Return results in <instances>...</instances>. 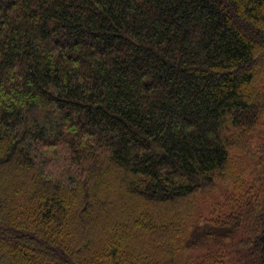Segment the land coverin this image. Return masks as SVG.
I'll return each mask as SVG.
<instances>
[{
  "label": "trees",
  "instance_id": "obj_1",
  "mask_svg": "<svg viewBox=\"0 0 264 264\" xmlns=\"http://www.w3.org/2000/svg\"><path fill=\"white\" fill-rule=\"evenodd\" d=\"M261 46L264 0H0V264H264Z\"/></svg>",
  "mask_w": 264,
  "mask_h": 264
},
{
  "label": "rangeland",
  "instance_id": "obj_2",
  "mask_svg": "<svg viewBox=\"0 0 264 264\" xmlns=\"http://www.w3.org/2000/svg\"><path fill=\"white\" fill-rule=\"evenodd\" d=\"M258 49L259 50L255 53V62L253 66L254 81L251 84V88L256 92H263L264 48L261 46ZM258 130L260 134L257 139H255L254 143H256L258 147H264V114H262ZM256 149L257 148L251 149L252 154L256 152ZM250 158H252L253 162L259 161L258 155L244 154L239 147L236 146L231 148L230 160L223 173L225 178L217 177L214 185L199 192L194 200L196 210L198 209L197 211L200 216L203 217L202 221H209L213 218L224 219L234 212V208H236L241 200V197H239L235 190L234 177H237L236 179L238 181L250 187L249 185L252 183L250 176L251 169H248L251 163ZM241 171H243V173L240 176L236 175Z\"/></svg>",
  "mask_w": 264,
  "mask_h": 264
}]
</instances>
